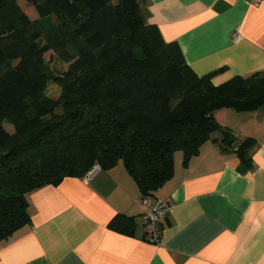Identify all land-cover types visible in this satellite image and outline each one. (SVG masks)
Returning a JSON list of instances; mask_svg holds the SVG:
<instances>
[{"label":"trees","instance_id":"1","mask_svg":"<svg viewBox=\"0 0 264 264\" xmlns=\"http://www.w3.org/2000/svg\"><path fill=\"white\" fill-rule=\"evenodd\" d=\"M24 1L36 19L0 0V241L29 223L27 194L94 164L121 162L152 197L172 177L174 153L186 164L215 132L233 143L216 111L264 105V70L212 85L146 23L137 0ZM47 52L66 70L50 72ZM49 80L57 99L44 95ZM250 144L236 150L242 162Z\"/></svg>","mask_w":264,"mask_h":264},{"label":"crops","instance_id":"2","mask_svg":"<svg viewBox=\"0 0 264 264\" xmlns=\"http://www.w3.org/2000/svg\"><path fill=\"white\" fill-rule=\"evenodd\" d=\"M137 1L146 23L212 85L264 70V2ZM213 116L233 143L215 132L186 164L174 153L172 177L151 197L173 206L160 244L146 241L138 187L117 163L87 184L68 177L27 194L30 221L0 241V264H264V105ZM118 215L129 220L115 228Z\"/></svg>","mask_w":264,"mask_h":264},{"label":"built area","instance_id":"3","mask_svg":"<svg viewBox=\"0 0 264 264\" xmlns=\"http://www.w3.org/2000/svg\"><path fill=\"white\" fill-rule=\"evenodd\" d=\"M252 4L257 6L264 2V0H251ZM240 35L237 30L233 34V40L238 41ZM100 170L98 164H94L82 177L84 184H87L92 177ZM141 206V220L145 228L146 241L149 244L158 245L161 242L162 222L169 215L173 206L168 201L160 199L152 200L148 196H140Z\"/></svg>","mask_w":264,"mask_h":264},{"label":"rangeland","instance_id":"4","mask_svg":"<svg viewBox=\"0 0 264 264\" xmlns=\"http://www.w3.org/2000/svg\"><path fill=\"white\" fill-rule=\"evenodd\" d=\"M18 5L30 19H34V17L37 18L35 11L28 7L24 0H18ZM44 62L47 64L49 71L56 75L62 73L67 68V64L59 62L54 56H52L51 52L44 54ZM44 95L51 99H57L60 96V89L49 80L46 84ZM4 129L8 132H13L12 127L7 124L4 125Z\"/></svg>","mask_w":264,"mask_h":264},{"label":"water","instance_id":"5","mask_svg":"<svg viewBox=\"0 0 264 264\" xmlns=\"http://www.w3.org/2000/svg\"><path fill=\"white\" fill-rule=\"evenodd\" d=\"M238 145H239L238 143H234L232 147H233L234 149H236V148L238 147Z\"/></svg>","mask_w":264,"mask_h":264}]
</instances>
